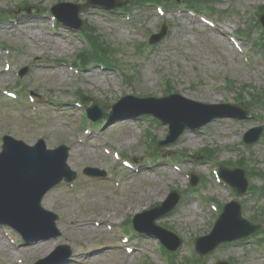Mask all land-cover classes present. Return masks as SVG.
Returning <instances> with one entry per match:
<instances>
[{"label": "rangeland", "instance_id": "1", "mask_svg": "<svg viewBox=\"0 0 264 264\" xmlns=\"http://www.w3.org/2000/svg\"><path fill=\"white\" fill-rule=\"evenodd\" d=\"M58 1L78 4L84 0H0V13L14 12L21 28H12L8 19L0 21V90L16 91L26 98V93L31 92L41 104L33 112L0 94V151L4 135L30 146L42 139L49 149L64 144L71 148L68 165L77 174L72 182L76 188L71 190L67 183H62L42 202L45 209L59 216L56 224L61 236L35 244L23 243L20 235L9 228L8 239L0 236V264H34L50 256L61 244L69 246L72 252L67 264H163L160 256L169 261L172 258L175 264H215L220 260L230 264H264V234L259 248L250 238L232 246L223 245L203 257L195 254L190 243L192 238L210 233L216 216L211 205L219 207L237 200L244 217L251 221L253 214L264 211V200L258 203L247 196L234 199L230 192L216 185L211 175V167L216 168L217 164L242 162L250 173V186L264 187V129L259 141L249 148L242 144L240 136L250 128L264 125V30L261 34L254 27L255 14L264 7V0H204L214 9L210 18L218 30L190 18L182 7H167L165 3L162 4L166 6V15L162 17L154 6L142 8L143 0H126L124 8L137 6L126 13L131 21L122 16L120 11L124 8L116 10V15L91 8L83 11L80 18L109 46L110 59L120 72L128 75L127 82L104 65V69L96 64L87 65L80 77L64 66V62L72 64L83 50V41L82 36H72L75 33L63 25L55 31L56 36L52 34L46 16ZM26 7L32 8L31 15L25 12ZM162 24L166 26V36L156 45H149L150 35L159 32ZM248 31L247 41L238 38L239 32ZM68 35L71 38H65ZM228 36L245 47L243 55L230 46ZM56 42L65 49L62 53ZM3 48L12 53L10 72L4 70ZM24 68L27 69L24 77L14 74ZM168 93L211 104L242 101V106L252 108L251 118L218 119L200 130L185 132L172 146L158 149L152 139L164 140L167 129L146 117L138 123L123 119L127 110L115 114L109 122L104 119L87 122L76 117L80 109L74 103L85 96L107 106L109 113L122 96L163 97ZM90 125L101 136L93 135L90 144H78L82 128ZM96 142L127 157L135 167H140V174L133 175L111 156L97 154L92 148ZM207 150L214 154L211 159L202 156ZM190 156L202 159L191 160ZM170 163L181 169L179 174ZM85 167H96L117 176L121 187L114 189L109 181L88 179L82 174ZM190 173L199 177L195 193L189 186ZM172 190L181 193V200L173 212L157 219L156 224L174 233L183 244L173 256H168L154 239L129 235L135 253L126 255L117 235L120 224L124 226L135 214L158 206ZM196 195L201 196V203L195 201ZM89 215L97 217L102 225H112L115 233L110 234L103 226L93 227ZM39 235L41 232L36 231L28 237L33 240ZM11 239L18 241L14 247L10 245ZM43 244L53 247L50 251L40 250ZM26 245H31L30 251L39 253L29 255L24 250ZM53 259L58 262L61 255Z\"/></svg>", "mask_w": 264, "mask_h": 264}, {"label": "water", "instance_id": "2", "mask_svg": "<svg viewBox=\"0 0 264 264\" xmlns=\"http://www.w3.org/2000/svg\"><path fill=\"white\" fill-rule=\"evenodd\" d=\"M86 6H78L77 8H75L74 18H77L78 13ZM114 6L115 5H113V7ZM106 8L111 7L107 5ZM55 14L57 16L60 15L59 13H57V10ZM162 35L163 33L160 34L159 37H161ZM128 99L130 98H127L125 100ZM178 99L179 101H184L180 100L178 96H171L162 100H152V102H155L156 104H163L166 106V109H159L160 111H170V113H163L158 111H153L151 113L161 118L164 122L170 124L172 136H177L187 128L194 129L198 126L193 125V117L189 113L184 111L175 113V111L180 110V106H170L169 104H167L172 101L176 104H179ZM95 109L103 110V107L96 105ZM221 116H224V114L219 112L210 114L203 124L211 121L214 117ZM60 154L52 152L46 153L41 150L34 149L26 150L22 147H13L9 144H6L4 146V152L2 155H0V221H9L7 223L14 226L16 225L22 230L24 229L21 227V223L22 225L45 224L49 228V230L52 229L53 231L54 218L50 214L45 213L43 210H41L40 201L43 194L59 182V178L57 176L59 175L58 173L63 167L66 159V153L62 152ZM50 159H53L56 163L57 170L51 171L48 168V164L51 162ZM233 172L239 175L238 180H231L229 170L221 169L220 171L222 178L233 186L236 193L242 194L247 187L244 172L241 171V173L240 170H233ZM173 205L166 203L163 209L158 214H154L149 218L148 226L150 233L155 232L153 226L154 219L168 213L173 208ZM240 216V206L237 203H232L231 205L227 206L224 213L218 219L217 226L212 235L207 238L198 239L196 241L198 252L201 255H204L223 242L246 238L250 234L254 233L256 229H258L256 226L247 224L244 220L241 219ZM136 228L139 231H143L142 227L138 224H136ZM237 228H241V232H238L233 236L227 235ZM220 233H224L226 234V236L222 238V240L214 243L212 246L206 249L203 245L204 240L210 239L212 238V236ZM51 235L52 234H48V236L46 237H50ZM171 249L174 250L175 248Z\"/></svg>", "mask_w": 264, "mask_h": 264}, {"label": "bare ground", "instance_id": "3", "mask_svg": "<svg viewBox=\"0 0 264 264\" xmlns=\"http://www.w3.org/2000/svg\"><path fill=\"white\" fill-rule=\"evenodd\" d=\"M44 37V36H43ZM42 37V38H43ZM53 40V39H52ZM56 44H57V49H58V51L59 52H63L64 50L60 47V42H56ZM64 47V46H63ZM90 71H87V73H89ZM88 75V74H87ZM51 160V162L48 164V168L51 170V171H55V170H57V166H56V163L54 162V160L53 159H50ZM62 170V169H61ZM155 191V190H154ZM94 219L95 220H98V218L97 217H95L94 216ZM91 227H89V229H90ZM3 243V242H2ZM3 245V244H2ZM53 247V246H52ZM52 247L50 248V246H48V245H46V244H43L42 245V247L40 248V250H45V249H47L48 251H50V249H52ZM25 249H27L29 252H30V254L29 255H36V254H38L39 252H33V251H30V249H31V246H26V247H24V250ZM5 250H7V249H5ZM8 251V250H7ZM11 254H12V252H11Z\"/></svg>", "mask_w": 264, "mask_h": 264}]
</instances>
